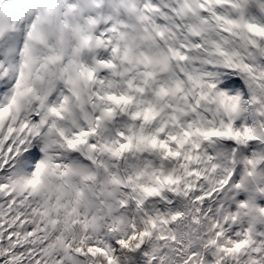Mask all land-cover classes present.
Segmentation results:
<instances>
[{
    "label": "snow or ice",
    "instance_id": "6c2138e0",
    "mask_svg": "<svg viewBox=\"0 0 264 264\" xmlns=\"http://www.w3.org/2000/svg\"><path fill=\"white\" fill-rule=\"evenodd\" d=\"M0 264H264V0H0Z\"/></svg>",
    "mask_w": 264,
    "mask_h": 264
}]
</instances>
